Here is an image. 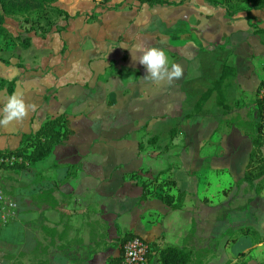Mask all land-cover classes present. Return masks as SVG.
<instances>
[{"label":"crops","instance_id":"0c3cea01","mask_svg":"<svg viewBox=\"0 0 264 264\" xmlns=\"http://www.w3.org/2000/svg\"><path fill=\"white\" fill-rule=\"evenodd\" d=\"M164 1L174 5L108 0L99 8L98 0H58L56 8L69 16L62 26L27 35L29 46H16L19 51L0 64V80L14 82L11 94L6 86L0 90V109L14 93H23L27 103L38 106L22 124L13 122L0 128V152L18 148L23 135L37 132L48 119L63 116L69 130L46 159L19 172L18 189L15 194L9 192L16 205L14 218L0 223V264L30 257L38 243H46L45 227L58 232L64 229L59 241L56 239L48 250V264H110L120 256V239L127 234L149 244L146 264H161L158 252L168 247L184 249L191 257L189 264H201L193 260V254L200 252V247L194 251L193 246L201 240L197 225L203 221L208 230L205 239L211 241L218 219L226 220L232 211L223 204L219 215L208 212L203 217L202 210L215 212L217 204L223 206L212 201L210 194L217 192L210 184L203 186V178L226 175L236 179L232 182L243 179L252 150L250 138L232 118L226 119L229 114L221 117L229 124L220 133V120L208 124L200 120L201 128H210L209 137H216L212 136L209 143L193 134L189 124L203 114L205 105L199 114L186 119L187 123L179 124L176 138H167L172 144L167 150L151 144L139 150L145 133L159 137L156 133L168 115L179 122L191 114L196 99L216 78L205 79L197 73L198 68L191 75L183 73L171 84L155 85L143 79L146 71L133 61L129 50L136 46L161 47L176 52L171 56L177 59L169 60L177 64L186 49L230 50L225 64L234 68L236 75L225 92L228 105L232 85L244 92L245 79L253 76L251 60L258 55L264 59V33L258 32L264 30V9L228 16L224 8L205 0ZM91 11L96 17L89 22L86 14ZM190 22L192 44L184 32L176 40L170 38V34L181 33L179 25L186 28ZM198 60L200 68L206 65ZM169 130L165 127L166 134ZM144 156L152 160L149 166L137 164ZM173 156L178 158L168 168L152 170L160 158L170 161ZM68 172L71 174L66 179ZM167 180L174 182L166 188L169 195L185 194L181 209H170L157 194L141 200L142 181L157 184ZM56 186L48 202L35 198ZM255 197L264 199V190ZM253 200L247 230L264 239V206L253 209ZM179 212L186 214V228L178 233L181 246H176L168 244L166 238L175 232ZM76 217L79 221L73 220ZM13 227L21 232L18 238L5 237L3 233ZM243 230H237L240 237H249L242 234ZM225 249L220 251L222 257L229 264L235 263L236 257L227 255ZM248 252L254 256L263 253L264 241L244 247L239 255ZM21 254L25 257L20 258Z\"/></svg>","mask_w":264,"mask_h":264},{"label":"rangeland","instance_id":"374dc122","mask_svg":"<svg viewBox=\"0 0 264 264\" xmlns=\"http://www.w3.org/2000/svg\"><path fill=\"white\" fill-rule=\"evenodd\" d=\"M58 1V0H57ZM101 7V1L98 0ZM56 4V3H55ZM55 4L53 5L54 7ZM97 7V6H96ZM58 9V8H57ZM91 11L89 14H86V17L88 18L87 21L91 22L95 19L96 15ZM28 22H24V19L20 16H10L4 18L3 21V28L8 33L5 37H0V64L7 63V60L9 59V56L14 55L13 53H17L19 51V39H16V37H22L23 39H28L27 35L30 33L36 35V34H44L46 31H49L55 26V28L61 27L63 24V15L58 14L55 12L54 8L46 9L45 15H43L39 21L36 20V16L32 15L28 18ZM191 22L189 25L185 26H178L180 29L179 34L174 33L170 34V38L177 39V36H182L180 34H188L185 35L189 38L188 43H193V35L190 33V27ZM184 29V31L182 30ZM185 29L187 31H185ZM184 32V33H183ZM187 40V39H186ZM22 47V46H21ZM227 52H230V50H208L204 52H198L194 51L193 48L183 50V52L180 53V59L179 64L183 67V73L186 75H191L194 73L195 70L198 68V74L201 73L202 77H204L207 80H211L213 78H217V76L220 73L221 66L227 62ZM168 57L170 60L177 59V56H171L173 54L176 55V52H172L171 50L166 51ZM183 59H185V62L183 63ZM202 62H205V66L200 68L199 60ZM190 62V64L188 63ZM264 61L263 57L260 55L256 56L254 60H251L252 68H253V76H249L244 81L245 91L242 92L240 89L232 85L231 89H229L227 94V100H228V110L227 112H224L221 108H217L215 103V97L212 100H209L208 103L205 106V110L201 116L194 117L192 122L189 124V127L191 128L193 134L198 135L199 137H204L205 139H208L207 143L210 142L209 137L211 134L210 128H201L200 120L204 123L209 122H221V125L218 129V133L223 132L225 125L229 124L227 121L232 118L234 125L237 126V121H252L255 117V111H254V101L255 97L254 92L259 84V80H262L264 78V71L262 69V62ZM177 64V61L175 62ZM211 84V83H210ZM197 100V99H196ZM195 100V101H196ZM187 110V109H186ZM226 119L224 120L222 115H228ZM202 117V119H201ZM231 122V121H230ZM187 123L186 118L184 117L179 121L176 122V118H174L173 115H168L166 119L163 121V128H159L158 132L156 134L157 136H152L151 134L145 133L144 136V144L142 145L143 148L148 145V141H151L153 137H157V141L153 144L156 148L159 150H167L168 147H170L172 144L168 141L167 138L171 141L173 138L170 136V130L171 128H179V124H185ZM160 125V124H159ZM165 127H168L169 133L166 134ZM162 130V131H161ZM190 130V131H191ZM189 131V132H190ZM179 133V131H178ZM178 133L176 132L175 138L178 136ZM219 135V134H218ZM217 136V135H216ZM215 136H213L212 139H214ZM216 138V137H215ZM212 142V140H211ZM167 143V144H165ZM154 146V145H151ZM176 154H181L179 151H175ZM174 153V155H175ZM190 157L194 155V152L189 153ZM187 154V155H189ZM261 154L264 155V150L262 149ZM145 157V156H144ZM142 158L143 160H140L137 162V164H143L142 166H149V163L152 162V160L147 158ZM178 157L173 156V158L169 159L160 158L153 166H155V169H152L153 171L156 170H163L165 168H168V165L173 164V162ZM173 160V161H172ZM43 166L46 165L42 164ZM42 166V167H43ZM252 168V166H250ZM250 172H253V169H247ZM252 170V171H251ZM4 173V174H3ZM0 189L5 192L8 196H10L9 192H12L15 194V191L18 189L19 182L17 181L20 177V173L14 174L12 171H8L6 169H0ZM221 176V175H220ZM217 176V175H210L207 178H203V186L206 184H210V187L214 188L217 194H210V197L212 201L216 203L227 204V206L232 209V211L228 214L226 220H223V217H220L218 219V223L214 226L213 232H212V240L207 241L205 239L206 233H207V227L203 223V221L200 223V225H197V230L199 229L200 238L198 245L196 243L193 245L195 246L194 251H196L197 247L198 250L200 249L199 254H193V260H195V263L200 261L201 264H229L230 262H227L221 255L220 251L226 248L227 255H231L233 257H236V262L233 264H264V252H258L257 255H250L249 252L244 254V256H240L239 253L242 252L244 247L249 246L253 244L254 237L248 235L249 237H240V234L237 232L238 228H243L246 230L248 229L250 223H251V211L249 209L250 204L247 203L249 199H254L253 202V209L261 206H264V199L260 197H255L256 195L251 191L247 184L242 183L241 180L235 181L236 179L230 178L229 176L224 175V178ZM260 183V182H257ZM256 183V185H257ZM206 185V186H207ZM218 189V190H217ZM220 189V190H219ZM11 198V197H10ZM12 198H14L12 196ZM11 198V199H12ZM20 196H16V199H20ZM13 200V199H12ZM205 200L208 202L209 199L205 198ZM217 204L215 212L210 209L209 211H203L202 214L203 217H206L208 212L210 214H220L221 209H223L224 205L218 206ZM217 215V216H218ZM255 216V214L253 215ZM12 217V216H11ZM177 219H175V232L169 233L168 238H166V242L168 244H173L176 246H181L180 241H178V233L184 228H186V214L179 212L176 214ZM14 218V217H13ZM12 218V219H13ZM169 218L166 219L169 221ZM74 221H79V218H74ZM204 220V219H203ZM221 221V222H219ZM19 229L13 227L10 230H6L3 235L5 237H9L10 239H17L18 236L21 234V232L18 231ZM91 244V241H90ZM94 245V243H93ZM216 247V248H215ZM220 247V249H219ZM215 248V249H214ZM240 256V258H238ZM28 262H31V258L26 257L24 259H21V261L17 259H14L13 264H27Z\"/></svg>","mask_w":264,"mask_h":264},{"label":"trees","instance_id":"16d2710c","mask_svg":"<svg viewBox=\"0 0 264 264\" xmlns=\"http://www.w3.org/2000/svg\"><path fill=\"white\" fill-rule=\"evenodd\" d=\"M94 1V0H93ZM101 3H105L108 0H100ZM140 4L147 5H174V3L164 1V0H136ZM210 5L218 6L226 10L228 16H233L239 11L248 10H261L264 9V0H205ZM57 0H0V37L7 36V32L3 28L4 18L10 16H20L24 19V22H28V18L32 15L36 16V20L45 15L46 9L54 8L55 12L63 15V19L67 20L68 15L57 9L53 5ZM48 32V31H46ZM45 32V33H46ZM264 33V30L258 31ZM31 34V29L30 33ZM28 34V35H29ZM37 35V34H36ZM19 39V45L26 48L30 44V38L23 39L22 37H16ZM264 70V63H263ZM236 75L234 68L223 64L221 66L220 73L218 77L213 80L210 87L207 88L197 99L194 104L192 113L186 115V119L191 118L194 115L199 114L206 103L212 96H215V103L218 108H221L224 112L228 110L226 104L225 92L229 87V81ZM14 82L4 83L0 80V90L6 86L7 92L11 94ZM264 86V79L260 82L257 91ZM254 111L255 117L252 121H237V127L244 131V134L250 138L252 150L249 155V161L246 166V173L241 179L242 183L247 184L250 190L257 196L262 190H264V155L261 154L264 148V99H258L255 97L254 101ZM177 128H172L170 130L171 138L175 137ZM69 135V130L66 127V119L63 116H58L52 119L46 120L42 123L39 130L35 133L28 135H23L21 137L20 144L18 148L13 151H1L0 152V169H6L12 171L14 174H19L24 169L31 168L38 162L46 159L54 147L63 139ZM157 141L156 137H153L151 141H148V145H155ZM150 145V146H151ZM143 146L139 145V150H142ZM14 159V162L9 164L5 163L6 160ZM252 166V168H250ZM69 168V167H67ZM247 169H253V172ZM252 171V170H251ZM71 173L68 172L66 179ZM260 182V183H257ZM257 183V185H256ZM142 196L141 200H145L147 196L152 194H157L159 199L167 205L172 210H179L183 205L184 193H179L176 197L171 196L167 193L166 188L172 187L174 185L173 181L167 180L161 183L153 184L152 182H141ZM56 187H53L47 191H43L36 195V199L39 202H48V198H53V194L56 192ZM153 189V191L151 190ZM156 190L157 193H156ZM252 199H249L247 203L249 204ZM46 243H38L37 247L31 253V262L29 264H48L47 254L51 246L55 245V240L61 238L64 233V229L58 232L55 228L45 227L43 228ZM242 234L250 235L254 237V242L260 243L264 239L256 237V233L243 230ZM132 235L127 234L120 239V244L122 245L124 241L130 238ZM50 238V239H49ZM25 255L21 254L20 258H24ZM148 260V259H147ZM158 260L161 264H189L191 257L182 248L178 247H168L162 249L158 252ZM120 261V256L112 259L110 264H118Z\"/></svg>","mask_w":264,"mask_h":264},{"label":"clouds","instance_id":"9594fccd","mask_svg":"<svg viewBox=\"0 0 264 264\" xmlns=\"http://www.w3.org/2000/svg\"><path fill=\"white\" fill-rule=\"evenodd\" d=\"M121 48L127 49L123 46ZM129 51L133 61L144 67L146 75L143 79L155 85L171 84L183 76V67L171 62L164 48L136 46L134 50ZM37 108L36 104L25 101L23 93L9 95L0 109V128H7L13 122L22 124L30 113L37 111Z\"/></svg>","mask_w":264,"mask_h":264},{"label":"built area","instance_id":"2783aa9c","mask_svg":"<svg viewBox=\"0 0 264 264\" xmlns=\"http://www.w3.org/2000/svg\"><path fill=\"white\" fill-rule=\"evenodd\" d=\"M256 98L264 99V86L257 91ZM13 162L14 159L5 161V163L9 164ZM15 209V203L0 189V223L4 224L12 219L15 215ZM149 248V244L146 241L136 235H132L121 246L118 264H146Z\"/></svg>","mask_w":264,"mask_h":264}]
</instances>
